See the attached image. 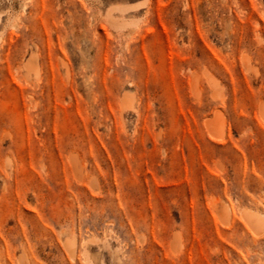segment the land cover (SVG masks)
<instances>
[{"label":"rangeland","instance_id":"obj_1","mask_svg":"<svg viewBox=\"0 0 264 264\" xmlns=\"http://www.w3.org/2000/svg\"><path fill=\"white\" fill-rule=\"evenodd\" d=\"M260 2L0 0V264H264Z\"/></svg>","mask_w":264,"mask_h":264},{"label":"bare ground","instance_id":"obj_2","mask_svg":"<svg viewBox=\"0 0 264 264\" xmlns=\"http://www.w3.org/2000/svg\"><path fill=\"white\" fill-rule=\"evenodd\" d=\"M261 5V20L262 24L260 27V31L257 36L258 42L261 46V48L264 50V0H261L260 2ZM142 6V5H141ZM135 7H127V6H118L112 9V11H119L122 13H126L130 10H134ZM137 10V8L135 9ZM260 22V21H259ZM244 217L249 225H254L257 228V235L260 236L261 234L264 233V214H252L250 212H247L244 214ZM28 259V258H27ZM30 263V261H29Z\"/></svg>","mask_w":264,"mask_h":264}]
</instances>
